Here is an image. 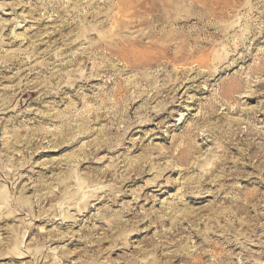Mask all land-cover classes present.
Listing matches in <instances>:
<instances>
[{
    "label": "rangeland",
    "instance_id": "1",
    "mask_svg": "<svg viewBox=\"0 0 264 264\" xmlns=\"http://www.w3.org/2000/svg\"><path fill=\"white\" fill-rule=\"evenodd\" d=\"M0 264H264V0H0Z\"/></svg>",
    "mask_w": 264,
    "mask_h": 264
}]
</instances>
